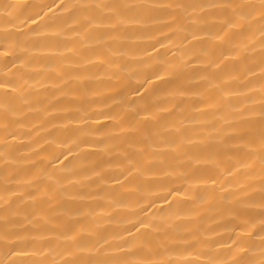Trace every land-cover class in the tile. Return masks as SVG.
<instances>
[{
  "label": "bare ground",
  "instance_id": "6f19581e",
  "mask_svg": "<svg viewBox=\"0 0 264 264\" xmlns=\"http://www.w3.org/2000/svg\"><path fill=\"white\" fill-rule=\"evenodd\" d=\"M0 264H264V0H0Z\"/></svg>",
  "mask_w": 264,
  "mask_h": 264
}]
</instances>
